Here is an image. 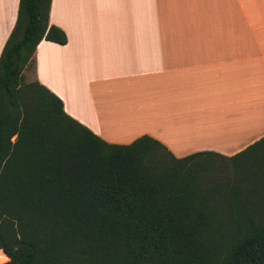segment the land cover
I'll list each match as a JSON object with an SVG mask.
<instances>
[{"label":"trees","instance_id":"trees-1","mask_svg":"<svg viewBox=\"0 0 264 264\" xmlns=\"http://www.w3.org/2000/svg\"><path fill=\"white\" fill-rule=\"evenodd\" d=\"M49 5L18 0L0 51V264H264V135L180 157L104 141L26 79L66 41Z\"/></svg>","mask_w":264,"mask_h":264},{"label":"crops","instance_id":"crops-1","mask_svg":"<svg viewBox=\"0 0 264 264\" xmlns=\"http://www.w3.org/2000/svg\"><path fill=\"white\" fill-rule=\"evenodd\" d=\"M18 0H0V51ZM32 77L109 143L231 155L264 135V0H50Z\"/></svg>","mask_w":264,"mask_h":264},{"label":"rangeland","instance_id":"rangeland-1","mask_svg":"<svg viewBox=\"0 0 264 264\" xmlns=\"http://www.w3.org/2000/svg\"><path fill=\"white\" fill-rule=\"evenodd\" d=\"M25 76H26V79L33 78V77H32L33 75H32V71H31V69H29L28 71H26ZM5 260H7V258H6ZM5 260H4V261H5ZM1 262H3V261L0 260V263H1Z\"/></svg>","mask_w":264,"mask_h":264},{"label":"water","instance_id":"water-1","mask_svg":"<svg viewBox=\"0 0 264 264\" xmlns=\"http://www.w3.org/2000/svg\"><path fill=\"white\" fill-rule=\"evenodd\" d=\"M2 252V251H1Z\"/></svg>","mask_w":264,"mask_h":264}]
</instances>
